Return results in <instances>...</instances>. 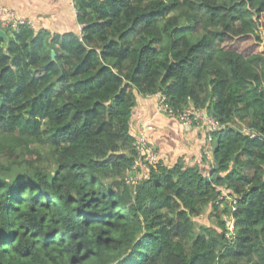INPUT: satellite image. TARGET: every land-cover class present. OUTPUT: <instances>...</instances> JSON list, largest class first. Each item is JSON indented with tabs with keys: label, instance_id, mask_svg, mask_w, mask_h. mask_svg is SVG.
I'll list each match as a JSON object with an SVG mask.
<instances>
[{
	"label": "trees",
	"instance_id": "1",
	"mask_svg": "<svg viewBox=\"0 0 264 264\" xmlns=\"http://www.w3.org/2000/svg\"><path fill=\"white\" fill-rule=\"evenodd\" d=\"M73 3L79 32L0 37V264H264V0ZM156 93L220 123L212 163L132 188Z\"/></svg>",
	"mask_w": 264,
	"mask_h": 264
},
{
	"label": "crops",
	"instance_id": "2",
	"mask_svg": "<svg viewBox=\"0 0 264 264\" xmlns=\"http://www.w3.org/2000/svg\"><path fill=\"white\" fill-rule=\"evenodd\" d=\"M3 4L30 19L37 29L53 33L80 31L73 0H4ZM156 100V95L138 96L130 120L133 133L138 136L145 131L148 143L165 164L171 165L180 157L186 164L198 163L207 170L212 156L204 152L205 125H184L156 112ZM202 154L207 156L205 163H202Z\"/></svg>",
	"mask_w": 264,
	"mask_h": 264
},
{
	"label": "built area",
	"instance_id": "3",
	"mask_svg": "<svg viewBox=\"0 0 264 264\" xmlns=\"http://www.w3.org/2000/svg\"><path fill=\"white\" fill-rule=\"evenodd\" d=\"M3 1L4 0H0V29H17L19 25L23 24L34 27V23L30 19L19 15L16 10L4 5ZM155 95L157 97L156 112L170 118H175L184 125H199L202 123L205 125L206 136L204 152L206 155H211L212 133L220 128V123L200 109L186 107L180 110L169 105L163 94L156 93ZM137 137L138 139L136 140L135 148L138 153V158L135 160L132 170L125 175V182L132 188H134L141 180L147 165L154 164L158 158L156 149L147 141L146 132L142 130ZM229 228L230 230L233 229V220L230 222ZM226 235L229 237L230 233H227Z\"/></svg>",
	"mask_w": 264,
	"mask_h": 264
},
{
	"label": "rangeland",
	"instance_id": "4",
	"mask_svg": "<svg viewBox=\"0 0 264 264\" xmlns=\"http://www.w3.org/2000/svg\"><path fill=\"white\" fill-rule=\"evenodd\" d=\"M212 149H213V146H212ZM206 156V155H205ZM211 156H212V151H211ZM207 158V156H206ZM209 212V210H208ZM208 212H204L202 213L201 215H199L195 221L197 222V224H206V225H215L216 222H215V218L213 217H210Z\"/></svg>",
	"mask_w": 264,
	"mask_h": 264
},
{
	"label": "water",
	"instance_id": "5",
	"mask_svg": "<svg viewBox=\"0 0 264 264\" xmlns=\"http://www.w3.org/2000/svg\"><path fill=\"white\" fill-rule=\"evenodd\" d=\"M0 37L4 38L6 41L9 40L7 34H6L5 31L2 30V29H0ZM51 56H52V58L54 59V57H55V52H54V51H52Z\"/></svg>",
	"mask_w": 264,
	"mask_h": 264
},
{
	"label": "clouds",
	"instance_id": "6",
	"mask_svg": "<svg viewBox=\"0 0 264 264\" xmlns=\"http://www.w3.org/2000/svg\"><path fill=\"white\" fill-rule=\"evenodd\" d=\"M3 30V29H2Z\"/></svg>",
	"mask_w": 264,
	"mask_h": 264
}]
</instances>
